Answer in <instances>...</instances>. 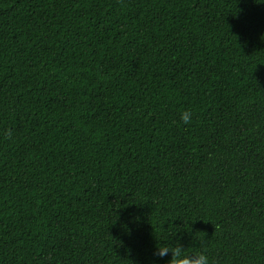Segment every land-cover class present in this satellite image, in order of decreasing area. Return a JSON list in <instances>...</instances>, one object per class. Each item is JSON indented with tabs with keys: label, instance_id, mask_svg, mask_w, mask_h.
<instances>
[{
	"label": "trees",
	"instance_id": "1",
	"mask_svg": "<svg viewBox=\"0 0 264 264\" xmlns=\"http://www.w3.org/2000/svg\"><path fill=\"white\" fill-rule=\"evenodd\" d=\"M178 244L264 264V0H0V264Z\"/></svg>",
	"mask_w": 264,
	"mask_h": 264
},
{
	"label": "clouds",
	"instance_id": "2",
	"mask_svg": "<svg viewBox=\"0 0 264 264\" xmlns=\"http://www.w3.org/2000/svg\"><path fill=\"white\" fill-rule=\"evenodd\" d=\"M194 113L191 109H185L180 112V120L184 124H189L192 121ZM171 253V258L167 264H211L210 258L206 250L195 251L191 255L187 250L179 244L176 246L160 245L157 247V254L160 257Z\"/></svg>",
	"mask_w": 264,
	"mask_h": 264
}]
</instances>
